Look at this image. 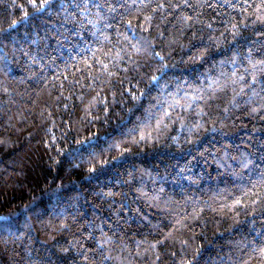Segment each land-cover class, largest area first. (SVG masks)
Returning a JSON list of instances; mask_svg holds the SVG:
<instances>
[{
    "label": "trees",
    "instance_id": "1",
    "mask_svg": "<svg viewBox=\"0 0 264 264\" xmlns=\"http://www.w3.org/2000/svg\"><path fill=\"white\" fill-rule=\"evenodd\" d=\"M0 264H264V0H0Z\"/></svg>",
    "mask_w": 264,
    "mask_h": 264
},
{
    "label": "snow or ice",
    "instance_id": "2",
    "mask_svg": "<svg viewBox=\"0 0 264 264\" xmlns=\"http://www.w3.org/2000/svg\"><path fill=\"white\" fill-rule=\"evenodd\" d=\"M85 2H87V0H85ZM41 7H43V4L41 5Z\"/></svg>",
    "mask_w": 264,
    "mask_h": 264
}]
</instances>
